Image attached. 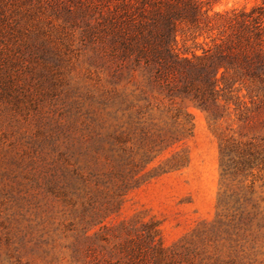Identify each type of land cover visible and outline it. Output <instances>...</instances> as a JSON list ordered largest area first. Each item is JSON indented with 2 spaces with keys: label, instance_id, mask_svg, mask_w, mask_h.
Instances as JSON below:
<instances>
[{
  "label": "rangeland",
  "instance_id": "obj_1",
  "mask_svg": "<svg viewBox=\"0 0 264 264\" xmlns=\"http://www.w3.org/2000/svg\"><path fill=\"white\" fill-rule=\"evenodd\" d=\"M199 1L213 12L257 4ZM50 30L49 44L58 50L43 70V86L37 88L38 75L26 72L20 87L11 89L16 105L0 102V264H109V252L121 237L119 225L150 221L158 224L163 246H176L190 264H264V165L223 163L222 149H233L238 139L234 117L214 124L191 102L148 89L145 118L178 141L148 165L146 172L153 177L121 198L117 214L85 229L89 209L109 201L115 179L103 176L108 167H93L91 141L72 153L63 147L54 151L50 137L62 142L66 124L76 122L75 139L98 134L109 138L104 143L109 160L120 153V145H111L118 118L109 51L94 53L81 29L64 34L54 24ZM177 51L188 57L200 54L183 33L177 36ZM138 88L143 79L136 73L117 90L128 96L139 93ZM139 141L132 134L126 139L128 155L136 160ZM98 156L106 162L105 151L98 150Z\"/></svg>",
  "mask_w": 264,
  "mask_h": 264
},
{
  "label": "trees",
  "instance_id": "obj_2",
  "mask_svg": "<svg viewBox=\"0 0 264 264\" xmlns=\"http://www.w3.org/2000/svg\"><path fill=\"white\" fill-rule=\"evenodd\" d=\"M256 1L249 10L213 12L199 0H0V102L16 105L11 89L20 87V76L26 72L38 75L37 88L43 86L47 78L43 70L50 68L58 50L49 44L54 24L64 34L81 29L82 39L92 41L96 54L109 51L118 118L111 145H120V153L109 160V146L104 147L109 138L98 134L89 140L83 135L75 139L76 122L66 124L62 142L50 137L54 151L63 147L72 153L91 141L93 167H108L103 176L115 179L109 201L89 211L83 208L90 212L83 222L86 230L117 214L121 198L153 177L146 172L148 165L178 141L175 134L167 136L145 118L148 90L169 100L191 102L214 124L233 116L238 139L233 149L229 145L222 149L223 163L264 165V0ZM179 33L187 34L200 54L180 55ZM38 67L42 71H36ZM136 73L143 88L137 94H120L117 87ZM131 134L141 139L137 160L126 147ZM98 150L105 151L103 164ZM118 228L122 238L109 252V264H190L176 246H163L156 222L121 223Z\"/></svg>",
  "mask_w": 264,
  "mask_h": 264
}]
</instances>
